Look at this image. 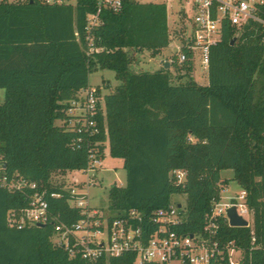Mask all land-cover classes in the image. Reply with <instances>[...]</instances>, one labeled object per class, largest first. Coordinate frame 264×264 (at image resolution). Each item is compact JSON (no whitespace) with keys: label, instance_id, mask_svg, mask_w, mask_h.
Here are the masks:
<instances>
[{"label":"trees","instance_id":"obj_1","mask_svg":"<svg viewBox=\"0 0 264 264\" xmlns=\"http://www.w3.org/2000/svg\"><path fill=\"white\" fill-rule=\"evenodd\" d=\"M97 1L0 2V88L5 90L0 155L6 173L62 193L49 198L50 208L71 222L79 210L68 204L65 185L54 184L51 177L86 168L91 150L103 157L108 146L112 156L124 159L126 170V184L109 189L111 210L136 208L148 217L169 207L173 194H185L186 218L173 229L197 233L213 202L222 198L220 183L230 181L222 180L221 171L231 169L232 181L247 192L253 226H230L220 217L217 238L237 243L240 264H264L262 26L250 21L231 44L236 34L226 24L221 42L211 50L208 83L191 75V61L171 64L185 71L175 83L165 66L130 68L129 49L155 55L171 43L166 4L124 0L120 11H104V24L94 32L102 50L88 55L85 26ZM99 68L113 70L121 82L103 95L105 108L95 116L98 131L91 133L79 122L70 123L67 111ZM97 92L102 95L101 88ZM175 169L187 172L184 183L175 179ZM32 191L0 188V264H90L54 245L51 224L9 225V210L26 206ZM133 258L124 254L97 264H132Z\"/></svg>","mask_w":264,"mask_h":264},{"label":"built area","instance_id":"obj_2","mask_svg":"<svg viewBox=\"0 0 264 264\" xmlns=\"http://www.w3.org/2000/svg\"><path fill=\"white\" fill-rule=\"evenodd\" d=\"M25 1L27 0H0L7 3ZM38 1L51 5L77 3V0ZM137 1L165 3L169 13V5L174 0ZM177 1L181 3L177 12V25L170 34L176 50L172 58L163 59L164 62L181 65L191 61L194 68L197 66L208 75L211 50L221 42L226 24L235 30V37H238L246 24L250 21L258 22L262 26L264 40V14L261 13L264 0ZM123 4L124 0H98L96 11L88 14L85 26L88 55L102 50L95 44L94 32L104 24L103 12H118ZM77 35L79 37L78 33ZM104 108L103 95H99L97 88L90 85L81 89L76 98L70 101L67 114L71 116L70 123L79 122L94 133L98 131L95 116ZM101 159L102 156L91 150L87 167L79 169L87 175V179L64 186L70 194L68 204L78 209L80 214L76 220L67 222L55 215L50 208L49 198L61 197L62 193L49 191L47 188L40 189L37 182L18 174L8 175L5 160L0 155V188L23 192L26 189L33 190L28 194L26 206L9 210V225L24 228L51 224L54 245L63 248L70 258L80 257L90 264H97L102 258L120 257L124 254L134 256L132 264H216L219 260H226L228 264H240L241 248L237 243L234 240L221 243L217 237L220 217L226 218L230 225L227 215L229 207L235 206L238 214L248 220L251 211L247 205L246 190L241 187L234 198L236 201L225 202L222 198L214 201L201 232L177 231L173 227L180 225L186 218V204L181 202H171L169 207L160 208L148 217L136 208L121 212L113 211L109 206L107 210L93 207L86 188L98 184L97 172L100 170ZM172 173L178 183L185 182L187 172L184 169H175ZM222 191L221 188V194ZM247 226L253 224L248 223Z\"/></svg>","mask_w":264,"mask_h":264},{"label":"rangeland","instance_id":"obj_3","mask_svg":"<svg viewBox=\"0 0 264 264\" xmlns=\"http://www.w3.org/2000/svg\"><path fill=\"white\" fill-rule=\"evenodd\" d=\"M147 1V0H144ZM181 6V3L177 0H174L172 4L169 5V15H170V33L174 31L176 24V18L178 16V11ZM189 14L192 12L188 8ZM174 39H171V43L164 47L157 54H152L151 50H135L129 49V54L132 58L130 68L133 71H155L163 66L165 60H169L175 53V44ZM165 59V60H163ZM170 72L172 75L173 82H179V75L185 74L184 70H176L172 65L170 67ZM191 75L202 84L208 83V75L203 73L201 69L197 66L191 71ZM186 77L183 76L182 80H185ZM120 80L115 77V72L110 69H96L90 73L89 83L91 86L96 88H101V94L105 95L110 93L115 89V87L120 84ZM5 90L0 88V101H4ZM97 181L98 184L93 186L89 185L86 190L89 195L90 204L93 207L99 209L107 210L109 205V189L113 184L119 186H124L126 184V170L124 168V159L120 157H114L109 152V147L107 146L105 150V155L101 159L100 170L97 172ZM222 180H230L228 182H221L220 186L223 189L222 191V200L225 202L235 200L234 199L238 191L241 189V186L232 181L233 171L231 169H226L221 171ZM87 175L79 170H68L66 173L55 172L51 177V181L54 184L69 185L73 181H85ZM226 188H229L226 190ZM172 202H181L183 205L186 204V195L185 194H173L171 197ZM248 220L250 224H253V215L252 212L249 213Z\"/></svg>","mask_w":264,"mask_h":264},{"label":"water","instance_id":"obj_4","mask_svg":"<svg viewBox=\"0 0 264 264\" xmlns=\"http://www.w3.org/2000/svg\"><path fill=\"white\" fill-rule=\"evenodd\" d=\"M236 38L237 37L232 38L231 44L236 41ZM163 66H165L166 68H170L171 64L169 61H166L163 63ZM227 215L229 216L231 226H247L249 223L247 219L238 214L235 206L229 207L227 209Z\"/></svg>","mask_w":264,"mask_h":264},{"label":"crops","instance_id":"obj_5","mask_svg":"<svg viewBox=\"0 0 264 264\" xmlns=\"http://www.w3.org/2000/svg\"><path fill=\"white\" fill-rule=\"evenodd\" d=\"M168 21H170V15H169V13H168ZM169 25H170V23H169ZM163 63V62H162Z\"/></svg>","mask_w":264,"mask_h":264}]
</instances>
